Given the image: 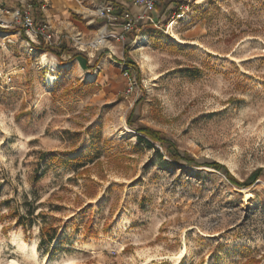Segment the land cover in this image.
Listing matches in <instances>:
<instances>
[{
    "label": "rangeland",
    "instance_id": "374dc122",
    "mask_svg": "<svg viewBox=\"0 0 264 264\" xmlns=\"http://www.w3.org/2000/svg\"><path fill=\"white\" fill-rule=\"evenodd\" d=\"M29 1L0 0V264H264V0H161L125 39Z\"/></svg>",
    "mask_w": 264,
    "mask_h": 264
},
{
    "label": "built area",
    "instance_id": "2783aa9c",
    "mask_svg": "<svg viewBox=\"0 0 264 264\" xmlns=\"http://www.w3.org/2000/svg\"><path fill=\"white\" fill-rule=\"evenodd\" d=\"M124 1H128L139 9L135 11L132 10L130 6L124 4ZM160 1L161 0H102L93 5L91 10L94 16L107 17L110 24L121 25V37L125 39L126 34L138 33L141 30L142 21L146 18H152L151 12L155 11L156 4ZM24 12V24L27 26V29L31 27L35 29V18L27 10H24ZM17 14H19V10H17L16 15ZM48 26L47 23H44L39 30L35 29V32L36 34L40 32L44 35L50 44H55L56 42L52 39V34L46 31Z\"/></svg>",
    "mask_w": 264,
    "mask_h": 264
},
{
    "label": "trees",
    "instance_id": "16d2710c",
    "mask_svg": "<svg viewBox=\"0 0 264 264\" xmlns=\"http://www.w3.org/2000/svg\"><path fill=\"white\" fill-rule=\"evenodd\" d=\"M30 3H31V5L35 8V11H34V13L37 15V16H41L42 14H43V12H44V10H43V7H42V5L44 4V1L43 0H41L40 2H38L37 0H30ZM162 7V5L160 4V3H158L157 4V9L158 8H161ZM23 10V12H24V9H22ZM25 13V12H24ZM148 19V18H147ZM147 19H145L146 21H147ZM146 21H144V22H146ZM17 27V25H11L10 27H7L8 28V30H13V29H15ZM23 34V36L27 39V40H29L30 42H31V37L28 35V33H26V31L25 32H23L22 33ZM136 33H133V36L135 35ZM39 36H42L43 37V35L42 34H40ZM35 47H38V48H44V41H43V39H41V41H40V43H35L34 41H33V43H32ZM59 45H61V43L60 44H58V46ZM61 48V50L60 51H56V53H57V55H58V57L59 56H61L62 55V53L64 52V51H66L67 53H71V52H73V50L74 49H72V48H69V49H66L67 47H66V45H63V46H61L60 47ZM68 50V51H67ZM85 63V62H84ZM86 65H87V63H85ZM129 64V66L127 67V68H129L130 70L132 69H134L136 72H137V76H138V80H139V78H140V69H139V66L136 64V62L135 61H132V60H130V62L128 63ZM133 116H134V113L133 112H131L130 113V115L128 116V122H129V124L132 126V127H134V129H136L138 132H141V133H144L148 138H150L151 140H153V141H159L163 146H165L166 148H169L170 146H173L174 145V143L172 142V140L163 132V131H161V130H159V129H156V128H152V127H150V126H148V125H145V124H139V123H136V121H135V119L133 118ZM170 157L172 158V159H174V158H176L177 157V153H170ZM205 165H212L214 168H216V169H218V170H224L225 171V174H226V176H227V178L233 183V184H236V185H238V186H246V185H248L249 183H248V181H241V180H239L236 176H234L228 169H227V167L223 164V163H221V162H218V161H216V162H213V163H204ZM261 175V168H259V169H257L255 172H253V174H252V176L254 177V178H256V177H259ZM48 226L47 225H44L43 226V229L44 230H47L48 231ZM53 237H54V234H50L49 235V239L51 240V239H53Z\"/></svg>",
    "mask_w": 264,
    "mask_h": 264
},
{
    "label": "crops",
    "instance_id": "0c3cea01",
    "mask_svg": "<svg viewBox=\"0 0 264 264\" xmlns=\"http://www.w3.org/2000/svg\"><path fill=\"white\" fill-rule=\"evenodd\" d=\"M37 1L40 2L41 0H37ZM80 1H84L89 5V7H88L89 10L87 11L89 13V12H92V10H91L92 5H94L95 3H98L102 0H80ZM73 2H74V0H52L53 9L57 10L55 12V17L66 16L67 15L66 13L69 12L68 6H70L71 3H73ZM124 4L127 6H130L132 8V10H134V11L139 9L138 7L130 4L128 1H124ZM29 6H31L32 9L35 11V8L31 5L30 1H29ZM66 6H67V8H64ZM38 17H45V13L43 12V14L41 16H38ZM44 20H46V19H44Z\"/></svg>",
    "mask_w": 264,
    "mask_h": 264
},
{
    "label": "bare ground",
    "instance_id": "6f19581e",
    "mask_svg": "<svg viewBox=\"0 0 264 264\" xmlns=\"http://www.w3.org/2000/svg\"><path fill=\"white\" fill-rule=\"evenodd\" d=\"M171 25H172V23H171ZM100 37H102V38H100ZM100 39H108L107 38V34L104 32L103 33V35L101 34L100 35ZM99 38H97L96 40H100ZM102 42V41H101ZM52 77H50V79H51ZM243 190H245V188H243ZM22 248H24L25 249V251H26V249H28V250H30L29 251V254H31V255H33V257L35 258H37V250H36V244H33L32 246H31V249L30 248H26V247H24V246H21ZM31 252V253H30ZM6 264H33L32 262H28V261H20V260H18L16 257H11L10 258V260L6 263Z\"/></svg>",
    "mask_w": 264,
    "mask_h": 264
}]
</instances>
